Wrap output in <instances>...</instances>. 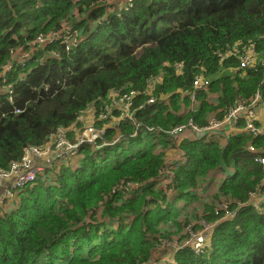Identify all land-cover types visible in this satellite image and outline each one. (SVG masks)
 I'll return each mask as SVG.
<instances>
[{"label": "trees", "instance_id": "16d2710c", "mask_svg": "<svg viewBox=\"0 0 264 264\" xmlns=\"http://www.w3.org/2000/svg\"><path fill=\"white\" fill-rule=\"evenodd\" d=\"M111 1L0 0V170L60 129L82 130L87 112L104 129L80 145L79 168L51 169L0 203V264H152L167 255L165 264H264V203L253 207L264 182L248 153L253 146L264 158V136L240 123L243 133L218 137L222 147L165 140L176 127L223 120L256 93L264 105V67L240 69L235 56L253 48L264 61V0H132L107 12ZM197 77L206 87L191 102ZM131 92L135 107L151 98L157 107L112 124L114 103ZM171 147L183 163H165ZM168 167L174 177L162 186ZM231 167L212 202L200 197L207 178ZM223 204L242 209L216 222ZM201 223L216 225L196 255L181 245Z\"/></svg>", "mask_w": 264, "mask_h": 264}, {"label": "built area", "instance_id": "2783aa9c", "mask_svg": "<svg viewBox=\"0 0 264 264\" xmlns=\"http://www.w3.org/2000/svg\"><path fill=\"white\" fill-rule=\"evenodd\" d=\"M42 42V39L39 40ZM235 56L238 57L240 61V69H249L255 66L264 67V61H260L258 55L255 53L253 48H243L241 53H235ZM206 87V84L202 83V78L197 77L193 82V91H191L187 96L190 98L191 102H194L196 94L198 91H202ZM135 94L133 92L129 93L128 95L122 96L117 102H119V106H121L120 110V118L117 119L119 121H132L135 112L144 109L146 106H156L155 99H149L146 104L135 107L133 105L132 99L134 98ZM262 107L263 112V126H256L255 124V117L251 114V111L256 106ZM240 116H244V131L250 135L252 138H256L259 136H264V105L261 103V98L259 93H256L255 97L249 101L245 102L242 101L237 104L233 109L229 110L225 118L221 121L212 118L209 120L208 124L205 127L198 128L193 124L189 123L188 127H176L171 130L169 133H165L167 138L170 139H185L184 133L189 132L193 135L195 140H202L205 142H215L218 138L219 131L225 125H231L232 127H236L238 125V119ZM106 115L99 116V120L104 121ZM163 131H157V135L163 134ZM104 135V129L96 128L94 126L87 127L81 131L75 140L74 144L68 145L64 139V136L61 132L58 134V140L55 145V149L57 150H64L65 153L75 154L77 153V149L82 144L93 145L96 144L98 141L102 140ZM135 136V135H133ZM48 149L43 150L41 148L31 147L28 148L20 160L17 163H12L7 170H0V186L5 183L6 186L2 191L0 196V203H2L6 199H14L16 197V193L21 190L25 186L33 185L35 180L37 179L38 173H41L42 169L35 167V160L42 158ZM253 146L248 147V153L252 155V160L254 163L258 164L261 168L262 178L264 182V158L257 154ZM182 163L184 158L181 159ZM180 161V162H181ZM177 166V165H176ZM161 174H165L166 176L169 175L167 169L163 170ZM160 174V175H161ZM130 185H128L129 189ZM136 187L131 186V189ZM254 195L252 196V198ZM252 198L248 201L250 203ZM247 202V204H248ZM264 201L261 197H259L258 202H254V208L260 209ZM219 211H224L223 217H221L218 221H224L231 219L232 217L236 216L237 211H230L228 206L223 204L219 207ZM218 214V211L214 212ZM212 224L201 223V229L198 232L192 233V230L186 228L187 234L189 233V239L181 245L182 247L187 246L191 251L198 255L200 254L204 248L210 247V234L215 227ZM175 246V245H174ZM180 248V247H178Z\"/></svg>", "mask_w": 264, "mask_h": 264}, {"label": "crops", "instance_id": "0c3cea01", "mask_svg": "<svg viewBox=\"0 0 264 264\" xmlns=\"http://www.w3.org/2000/svg\"><path fill=\"white\" fill-rule=\"evenodd\" d=\"M124 5H125V2L123 0H112L109 3L107 12H110V11H118L121 8H123ZM114 105H115V107L118 106L117 103H114ZM251 114L255 117V124H256V126H258V127L259 126H263V112H262V107L257 105L251 111ZM85 115L89 116V119H84V122L81 120L82 130L85 129V128H87V127H90V126H94L93 123H94V118L95 117H94L93 113L87 112ZM239 118H241L242 120L238 121V125H240V123L242 125H245V123H244V119H245L244 116H240ZM116 119L117 118H112V120H111L112 124L118 123L116 121ZM107 126L109 127V125H107ZM94 127H96V126H94ZM71 131L73 132V138H70V136H69L71 134ZM79 131H81V129L76 131V130H74V127H72V126L70 128H68V129H60V130L57 131V134L52 139H49L48 143L45 144L42 147L43 150H46V148H47L48 151L46 152V154L42 158L36 159L35 160V164H34L35 167H38V168L42 169L41 173H38V175H37V177L40 176L39 179L51 177L52 176L51 175V169H55V171H57L62 165H68L70 168H73V169L79 168L78 167L79 160L82 159V157H83L82 152L79 149L80 146L78 147L77 153H75V154L65 153L64 150H57V149H55V145H56V142L58 140V134H59V132H61L63 134L64 139L67 142V144L68 145H70V144L72 145V144L75 143V140H76V138H77V136L79 134ZM243 131H242V128H240L238 130V126L234 128L231 125H225L219 131V134H220L219 136H221V135L224 136L225 135V136H228L229 137L230 134L233 135V136H235L237 134L243 133ZM184 137H185V139L187 141H191V142H194L195 141V139L193 138V135L190 134L189 132H185L184 133ZM228 137H226V138H228ZM165 140L167 141L166 142L167 145H170V142H171L172 144L170 146H172V145L173 146H178L184 139H179L178 140V138L177 139L167 138ZM224 142L226 143V140L225 141L218 140V138L215 140V143H217V145L219 147H222L223 144H224ZM102 143H104V142H102ZM109 144H112V143L110 142ZM109 144H101V145H109ZM83 145L88 146V147L90 146L88 144H83ZM173 148L174 147H171V149H170L172 151V153H170L169 151L168 152H165V150H163V152H165V161H166L165 163L168 166L175 165L176 163L180 162L181 159H182V157H183L182 156L183 153L182 154L180 153V156L181 157H179L178 156V153L179 152H178L176 155L179 157V159H172L174 157V155H175V153H173V151L175 149H173ZM161 150L162 149H159L157 151H161ZM47 169H50V170H47ZM55 171H54V173L57 174V172H55ZM234 172H235V169L233 167H231V168H228L227 170H224L222 173L218 174V176L215 177L214 179H211V177L209 179L207 178L206 181H205V183H204V185L200 188V191H202L201 194H200V197H205V198L211 199V202H212L213 196L218 193V189H219L220 185L225 181L226 176L227 175H233ZM5 186H6L5 183H3L0 186V196H1L2 191L4 190V187ZM215 203H216V205L218 204V202H214L213 204H215ZM241 209H242V206H240V205H239V208H235V210L237 211L236 215H238V211L241 210Z\"/></svg>", "mask_w": 264, "mask_h": 264}, {"label": "rangeland", "instance_id": "374dc122", "mask_svg": "<svg viewBox=\"0 0 264 264\" xmlns=\"http://www.w3.org/2000/svg\"><path fill=\"white\" fill-rule=\"evenodd\" d=\"M124 2H125V5H124V7L123 8H126V9H128V8H130L131 7V1L132 0H123ZM146 94H150V91H148ZM117 105H119V102H117ZM84 119H89V116H87V115H85V116H83L82 117V121L84 122ZM180 138H178V140H179ZM172 143L170 142V145H171ZM135 150H138L137 148H134L133 149V151L132 150H129V151H127L126 153L125 152H123V153H125L126 155H135L134 153L136 152ZM170 152V153H172V151L170 150V149H167L165 152ZM178 156L179 157H181L180 156V154L178 153ZM176 154L174 155V157L172 158V159H179V157H178ZM176 164H181V163H176ZM167 172L169 173V175H165V174H161L160 175V183L162 184V186H166V185H168L169 183H171L172 182V180H173V177H174V172H173V169L171 168V167H168V169H167ZM172 191V190H171ZM196 231H192V233H195ZM198 232V231H197ZM189 234V233H188ZM165 258H167V259H165ZM164 259H163V257H161V258H159L158 259V261H157V263H152V264H165L164 262H167V261H169L170 260V255H167V257H165ZM175 263V261H173V262H171V264H174Z\"/></svg>", "mask_w": 264, "mask_h": 264}, {"label": "clouds", "instance_id": "9594fccd", "mask_svg": "<svg viewBox=\"0 0 264 264\" xmlns=\"http://www.w3.org/2000/svg\"><path fill=\"white\" fill-rule=\"evenodd\" d=\"M40 42V41H39ZM0 78H3V76H0ZM117 142V140H115V141H112V143H116ZM263 205V204H262ZM262 207V206H261ZM261 207H260V209H258L259 211H261Z\"/></svg>", "mask_w": 264, "mask_h": 264}]
</instances>
